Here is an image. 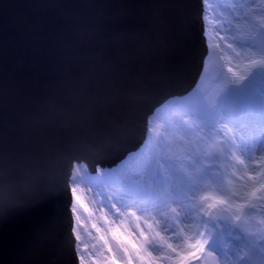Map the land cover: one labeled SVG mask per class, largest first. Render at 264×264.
<instances>
[{
	"label": "water",
	"instance_id": "obj_1",
	"mask_svg": "<svg viewBox=\"0 0 264 264\" xmlns=\"http://www.w3.org/2000/svg\"><path fill=\"white\" fill-rule=\"evenodd\" d=\"M202 1L0 0V264H79L73 162L116 164L195 84Z\"/></svg>",
	"mask_w": 264,
	"mask_h": 264
},
{
	"label": "rangeland",
	"instance_id": "obj_2",
	"mask_svg": "<svg viewBox=\"0 0 264 264\" xmlns=\"http://www.w3.org/2000/svg\"><path fill=\"white\" fill-rule=\"evenodd\" d=\"M202 2L196 90L153 110L128 165L75 161L79 264H264V0Z\"/></svg>",
	"mask_w": 264,
	"mask_h": 264
},
{
	"label": "bare ground",
	"instance_id": "obj_3",
	"mask_svg": "<svg viewBox=\"0 0 264 264\" xmlns=\"http://www.w3.org/2000/svg\"><path fill=\"white\" fill-rule=\"evenodd\" d=\"M201 13H202V12H201ZM200 17H201V14H200ZM201 23H202V30H203L202 32H203V36H204V42H205L206 44H208L207 41L205 40V31H204V28H203L204 25H203L202 18H201ZM205 49H206V45H205ZM200 76H201V74L198 75V77H200ZM198 80H199V78L196 80L197 83H198ZM196 82H195V84H194L189 90H186V91H184V92H182V93H179V94H174V95L170 96V97L167 99V101L170 100V99H172V98H174V97H176V96H178V95H187V94L193 93V91L196 90V86H197V85H196V84H197ZM198 84H199V83H198ZM167 101H165V102H167ZM162 104H164V102H163ZM160 107H161V106H158V107L155 109V111H157V109H159ZM155 111H154V112H155ZM261 127H264V125L261 126ZM139 147H140V145H139ZM139 147H138V148H139ZM138 148H137V149H138ZM137 149H136V150H137ZM127 160H128V156L122 158L120 161H118L116 164H114V167H115V168H118V169H119V168L121 169L123 166H125V165L128 163ZM128 164H129V163H128ZM128 164H127V165H128ZM74 172H75V171L71 172V174H70V181H71V179H72V176H73ZM69 194L72 195V192H70ZM70 195H69V205H70L71 212H72V211H73V209H72V208H73V207H72L73 204H71V197H70ZM72 202H73V201H72ZM72 215H73V212H72ZM73 221H74V219H73ZM72 230H73V227H72Z\"/></svg>",
	"mask_w": 264,
	"mask_h": 264
},
{
	"label": "built area",
	"instance_id": "obj_4",
	"mask_svg": "<svg viewBox=\"0 0 264 264\" xmlns=\"http://www.w3.org/2000/svg\"><path fill=\"white\" fill-rule=\"evenodd\" d=\"M75 167H76L75 166V162H73V165H72V168H71V172H73L75 170ZM70 192H72L71 189H70ZM70 197H71V204H73L72 195H70Z\"/></svg>",
	"mask_w": 264,
	"mask_h": 264
}]
</instances>
